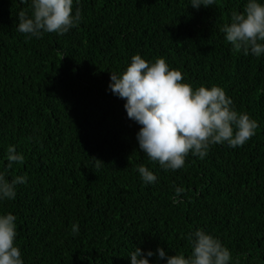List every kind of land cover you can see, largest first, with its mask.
<instances>
[{
	"label": "trees",
	"instance_id": "trees-1",
	"mask_svg": "<svg viewBox=\"0 0 264 264\" xmlns=\"http://www.w3.org/2000/svg\"><path fill=\"white\" fill-rule=\"evenodd\" d=\"M246 3L81 0L79 27L29 39L16 31L28 5L0 0V170L16 146L26 160L9 176L29 177L0 211L17 216L25 264H131L136 246L190 255L187 234L201 228L230 249L232 264H264V58L234 51L220 31ZM136 54L166 58L196 87L224 88L258 121L256 135L235 149L217 144L203 160L189 155L175 172L151 162L141 126L109 89L111 72ZM138 165L158 182L146 186ZM174 186L184 189L179 202Z\"/></svg>",
	"mask_w": 264,
	"mask_h": 264
},
{
	"label": "clouds",
	"instance_id": "clouds-1",
	"mask_svg": "<svg viewBox=\"0 0 264 264\" xmlns=\"http://www.w3.org/2000/svg\"><path fill=\"white\" fill-rule=\"evenodd\" d=\"M81 0H20L28 5L18 13L16 31L29 39H43L45 34L63 36L83 22ZM218 0H190L192 8H213ZM220 31L233 50L245 56L264 58V0H247L244 10L233 11L229 23ZM110 91L124 99L128 118L138 125L139 149L165 171H178L186 166L189 155L205 159L217 144L230 148L243 147L257 133L259 123L247 112H239L224 88L213 85L198 87L185 82L184 74L172 68L167 59L149 61L140 54L132 57L122 73L111 72ZM26 157L16 146L7 149L4 170H0V205L17 198V186L27 185L29 177L9 173ZM98 161V160H97ZM101 162V161H100ZM143 183L155 185L159 177L146 165H138ZM179 202L184 189L174 186ZM17 216L0 211V264H25L17 244ZM79 234L80 225H72ZM191 254L169 255L163 247L145 252L135 247L131 264H232L233 255L223 242L201 228L187 234Z\"/></svg>",
	"mask_w": 264,
	"mask_h": 264
}]
</instances>
